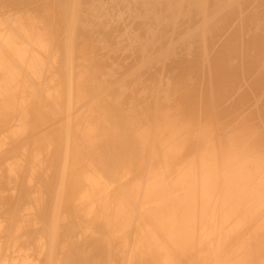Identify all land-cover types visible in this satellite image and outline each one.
Returning <instances> with one entry per match:
<instances>
[{
    "label": "bare ground",
    "instance_id": "obj_1",
    "mask_svg": "<svg viewBox=\"0 0 264 264\" xmlns=\"http://www.w3.org/2000/svg\"><path fill=\"white\" fill-rule=\"evenodd\" d=\"M0 264H264V0H0Z\"/></svg>",
    "mask_w": 264,
    "mask_h": 264
}]
</instances>
